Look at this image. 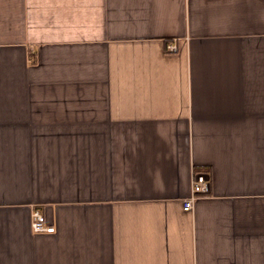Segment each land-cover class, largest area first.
<instances>
[{
  "label": "crops",
  "instance_id": "crops-1",
  "mask_svg": "<svg viewBox=\"0 0 264 264\" xmlns=\"http://www.w3.org/2000/svg\"><path fill=\"white\" fill-rule=\"evenodd\" d=\"M0 264H264V0H0Z\"/></svg>",
  "mask_w": 264,
  "mask_h": 264
},
{
  "label": "built area",
  "instance_id": "built-area-1",
  "mask_svg": "<svg viewBox=\"0 0 264 264\" xmlns=\"http://www.w3.org/2000/svg\"><path fill=\"white\" fill-rule=\"evenodd\" d=\"M167 52L177 51L175 41L167 42L165 45ZM210 188L209 178L204 172H194L192 177L191 193L188 197L183 199L182 206L184 210H190L196 197L200 194L207 193ZM31 227L34 232H53L54 226L47 225L44 214L34 209L31 214Z\"/></svg>",
  "mask_w": 264,
  "mask_h": 264
}]
</instances>
